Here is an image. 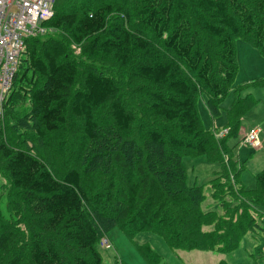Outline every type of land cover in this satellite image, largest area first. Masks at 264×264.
<instances>
[{"label": "trees", "instance_id": "obj_1", "mask_svg": "<svg viewBox=\"0 0 264 264\" xmlns=\"http://www.w3.org/2000/svg\"><path fill=\"white\" fill-rule=\"evenodd\" d=\"M55 9L47 26L67 31L76 44H83L85 52L105 54L129 68L144 95V112L152 122L145 131L150 147L139 146L135 140L132 144L136 147L127 145L129 141L122 143V150L108 155L109 164L102 167L96 188L104 185L105 191L90 195L76 165L59 173L61 167L53 170L28 147L30 140L20 146L9 144L3 133L5 114L27 120L40 141L56 146L59 154L61 144L67 142L70 120L83 123L85 135L96 138L94 112L108 101L120 130L128 131L134 122L118 100V86L111 77L86 70L82 85L75 89L80 67L55 41L42 44L39 36L28 38L3 104L0 157L30 213L33 240L30 246L26 240L24 259L19 254L11 256L2 246L0 261L102 264L98 246L102 226L107 225H116L129 237L152 231L163 236L171 248L188 251L218 248L229 253L246 232L264 237V226L258 225L253 209L241 212L244 225L221 228L223 205L231 204L229 197L219 198L221 212L205 209V191L201 185L188 184L183 162L184 157L204 156L222 164L227 139L240 133V116L247 108L241 106L239 96L227 111L228 134L220 141L212 140L214 132L202 125L197 101L205 94L211 114L220 113L236 75V38L264 53V0H189V4L184 0H145L139 16L151 30L150 37L131 23L127 12L106 0L81 6L76 0H56ZM116 11L118 17L113 16ZM21 102L29 105L24 116L16 108ZM114 178L116 183H110ZM218 178L216 183L221 184L224 178ZM255 183V192L264 196V168L255 175ZM111 188L113 195L109 197L106 190ZM253 205L264 214L259 210L264 209L263 202ZM240 210L232 214L234 221L239 220ZM139 249L150 264H161V256L148 243Z\"/></svg>", "mask_w": 264, "mask_h": 264}, {"label": "rangeland", "instance_id": "obj_2", "mask_svg": "<svg viewBox=\"0 0 264 264\" xmlns=\"http://www.w3.org/2000/svg\"><path fill=\"white\" fill-rule=\"evenodd\" d=\"M101 1L83 0L79 2L76 0V3L81 6L85 2L95 4ZM106 1L111 2L116 8L120 7L122 12H127V18L132 24L135 26L138 24L142 31L147 33L146 35L152 36L151 30L142 24L139 16V9L144 5L145 0ZM184 1L189 4V0ZM55 4L56 1L53 11H56ZM118 14L116 11L113 16L118 17ZM113 16L111 19L114 18ZM46 22L42 23L43 30L37 35L40 37L39 41L42 44L55 41L60 50H63L67 57L80 67L75 89L82 85L86 70H93L111 77L118 86V100L127 107L134 117V122L128 131L120 130L112 117L108 101L94 112V119L97 123L95 139H89L85 135L83 123L70 120L66 129L67 142L61 144L63 147L61 154L57 152L56 146H49L40 141L29 123L26 122L27 120H15L5 114L3 133L12 146H20L23 142L30 140L28 147L40 154L53 170L61 167L58 169L59 173L63 168L68 169L76 165L81 171L84 188L90 195L98 191L104 192V185L96 187L103 174L102 167L109 164L108 155L118 149L122 150V143L126 141H129L127 145L131 147H136L132 144L134 140L139 146L148 145L150 147L145 131L152 122L144 112V95L139 93V86L131 78L129 68L115 63L105 54L85 52L83 44H76L67 31H57L47 26ZM234 45L236 75L230 84L227 96L221 102L220 113L211 114L207 96L203 93L198 97L197 108L204 128L214 132L212 140L220 141L221 138L217 136V133L229 125L227 111L231 109L234 98L239 96L241 106L247 108L240 116L242 122L240 133L237 137L227 139L228 149L224 154L222 152L221 158L224 166L219 161H209L204 156L184 157L183 162L188 174V184L201 185L205 191L206 199L203 202L205 209L213 208L221 212L219 198L229 197L231 204L223 205L225 219L219 223L221 228L227 225H244L240 222L241 212L244 211L247 214L250 209L255 211L258 225L264 226V214L254 209L253 205L260 201L264 203V196L260 191L255 192V175L264 168V53L241 37L234 40ZM18 104L16 108L19 109L20 115L24 116L29 105L24 102ZM254 129L259 130L261 146L258 148L251 147L244 142L245 135ZM126 150L130 151L128 148ZM220 175L224 180L221 184H217L216 182L220 181L218 178ZM109 178L110 176L107 179ZM110 183H116V179L114 178ZM113 189L106 190L109 197L113 195ZM213 193L216 197L212 195ZM239 207L241 208L238 213L239 220L234 221L232 214L235 210L238 212ZM259 210L264 209L259 207ZM115 226L107 225V228L102 226L100 232L102 237L98 246L103 258L102 264H150L139 249V245L144 243H148L161 256V264H220L222 260H225L226 264H264V237L259 233L252 237L246 232L235 250L221 253L218 248L190 251L173 249L163 236L155 232L142 231L129 237ZM210 228L212 226H204L206 230ZM33 229L30 213L17 190L13 188L9 174L4 169V161L0 157V249L4 246L11 256L19 254L21 259H24L23 256L27 253V243L28 246L32 244ZM26 231L28 232L27 237L22 235ZM104 241L108 244L103 247ZM5 259L0 261V264H7ZM13 263L14 261H11V264Z\"/></svg>", "mask_w": 264, "mask_h": 264}, {"label": "built area", "instance_id": "obj_3", "mask_svg": "<svg viewBox=\"0 0 264 264\" xmlns=\"http://www.w3.org/2000/svg\"><path fill=\"white\" fill-rule=\"evenodd\" d=\"M56 0H0V123L4 119V102L9 95L26 40L42 32V23L53 17ZM228 134L224 128L217 133L219 138ZM259 130L245 135L244 142L254 148L261 146ZM108 242L104 241L102 246Z\"/></svg>", "mask_w": 264, "mask_h": 264}]
</instances>
